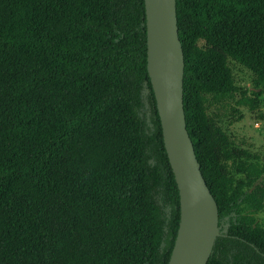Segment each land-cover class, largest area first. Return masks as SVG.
<instances>
[{
  "label": "flooded vegetation",
  "instance_id": "flooded-vegetation-1",
  "mask_svg": "<svg viewBox=\"0 0 264 264\" xmlns=\"http://www.w3.org/2000/svg\"><path fill=\"white\" fill-rule=\"evenodd\" d=\"M0 3V264L191 261L131 167L126 1Z\"/></svg>",
  "mask_w": 264,
  "mask_h": 264
},
{
  "label": "water",
  "instance_id": "water-1",
  "mask_svg": "<svg viewBox=\"0 0 264 264\" xmlns=\"http://www.w3.org/2000/svg\"><path fill=\"white\" fill-rule=\"evenodd\" d=\"M125 1L130 16L123 38L131 46L130 68L119 69L125 137L136 153L132 170L145 175L163 232L166 225L174 231L168 235L173 251L191 258L186 264H264V165L251 170L229 160L213 192L202 170L196 111L189 107L191 95L200 96L204 108L215 101L255 104L264 101V82L214 77L200 67L180 24L195 9L190 0ZM200 5L229 11L226 0Z\"/></svg>",
  "mask_w": 264,
  "mask_h": 264
},
{
  "label": "trees",
  "instance_id": "trees-1",
  "mask_svg": "<svg viewBox=\"0 0 264 264\" xmlns=\"http://www.w3.org/2000/svg\"><path fill=\"white\" fill-rule=\"evenodd\" d=\"M242 10L213 11L201 10L198 20L190 21L187 30L190 33V51L200 60V67L214 77L223 78L232 75L231 64L243 68L249 78L256 82H264V0H228ZM0 3V8H1ZM187 15V14H186ZM229 78V77H227ZM202 99L191 95L189 107ZM203 100V99H202ZM241 104L239 101L236 105ZM218 106L231 110L233 113H218L198 109L195 122L196 134L200 138V150L203 155L229 159L244 157L248 159L246 150L235 145L228 133L220 124L222 117L230 121L238 120L237 108L218 102ZM194 110V109H193ZM236 113V114H235ZM259 157L254 155L249 161V168L257 170ZM203 173L214 187H219L224 179L222 168H218L211 180L209 172Z\"/></svg>",
  "mask_w": 264,
  "mask_h": 264
},
{
  "label": "rangeland",
  "instance_id": "rangeland-1",
  "mask_svg": "<svg viewBox=\"0 0 264 264\" xmlns=\"http://www.w3.org/2000/svg\"><path fill=\"white\" fill-rule=\"evenodd\" d=\"M229 2L227 6L230 11L242 10L240 6L226 0ZM198 20L191 15H186L184 20L181 22V27L187 32L185 41L189 44L188 51H190V33L187 30V26L190 21ZM191 52V56H192ZM233 74H225L224 77H241L249 78L248 73L245 69L240 68L234 64H231ZM218 102L215 101L208 105V107H203V100L199 99L195 104H192L194 110L204 109L206 111H215L218 113H227L228 115L233 113L231 110L224 109L217 105ZM223 103H226L224 101ZM236 103H230L229 105L235 106L237 108V115L240 114L241 118L238 120L230 121L229 117H222V122L220 123L225 131L228 133L235 145L246 150L248 154V159L244 157H232L229 159L217 158L212 155L201 156L202 167L209 172L208 177L211 180L214 179V175L218 168H222L225 171V164L230 160L231 162H236L239 168H249V161L253 160V156L259 157V162L257 167L264 165V101H258L253 104L248 101H241V104L236 105ZM236 114V113H235Z\"/></svg>",
  "mask_w": 264,
  "mask_h": 264
}]
</instances>
